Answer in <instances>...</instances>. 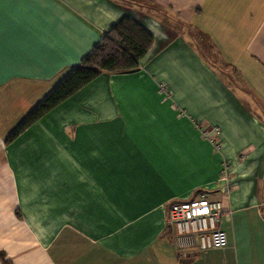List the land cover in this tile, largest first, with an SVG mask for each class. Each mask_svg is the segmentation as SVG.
<instances>
[{"label":"crops","instance_id":"obj_1","mask_svg":"<svg viewBox=\"0 0 264 264\" xmlns=\"http://www.w3.org/2000/svg\"><path fill=\"white\" fill-rule=\"evenodd\" d=\"M125 17L154 39L140 69L6 144ZM0 19V264H264V0H4ZM202 193L225 249L168 229Z\"/></svg>","mask_w":264,"mask_h":264},{"label":"trees","instance_id":"obj_2","mask_svg":"<svg viewBox=\"0 0 264 264\" xmlns=\"http://www.w3.org/2000/svg\"><path fill=\"white\" fill-rule=\"evenodd\" d=\"M154 39L135 20L125 17L113 26L78 66L71 69L47 97L6 138L15 140L51 110L79 92L101 74L136 72L152 48ZM3 261V260H2ZM3 264H9L3 261Z\"/></svg>","mask_w":264,"mask_h":264},{"label":"built area","instance_id":"obj_3","mask_svg":"<svg viewBox=\"0 0 264 264\" xmlns=\"http://www.w3.org/2000/svg\"><path fill=\"white\" fill-rule=\"evenodd\" d=\"M225 210L220 201L199 194L189 201L174 204L167 215V226L180 248L203 252L228 246L221 228Z\"/></svg>","mask_w":264,"mask_h":264},{"label":"snow or ice","instance_id":"obj_4","mask_svg":"<svg viewBox=\"0 0 264 264\" xmlns=\"http://www.w3.org/2000/svg\"><path fill=\"white\" fill-rule=\"evenodd\" d=\"M4 3V0H0V6H2ZM0 35H2V19H0Z\"/></svg>","mask_w":264,"mask_h":264},{"label":"rangeland","instance_id":"obj_5","mask_svg":"<svg viewBox=\"0 0 264 264\" xmlns=\"http://www.w3.org/2000/svg\"><path fill=\"white\" fill-rule=\"evenodd\" d=\"M202 54H204V55H206L208 57L206 52L202 51ZM262 207H263L262 210H263V214H264V205H262ZM224 223L225 222L222 220V222H221L222 227L224 226Z\"/></svg>","mask_w":264,"mask_h":264}]
</instances>
